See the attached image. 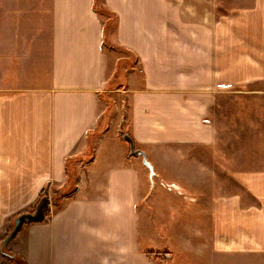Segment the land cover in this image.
Segmentation results:
<instances>
[{"label": "crops", "instance_id": "1", "mask_svg": "<svg viewBox=\"0 0 264 264\" xmlns=\"http://www.w3.org/2000/svg\"><path fill=\"white\" fill-rule=\"evenodd\" d=\"M46 25V79L0 55V264H264V0H49Z\"/></svg>", "mask_w": 264, "mask_h": 264}, {"label": "rangeland", "instance_id": "2", "mask_svg": "<svg viewBox=\"0 0 264 264\" xmlns=\"http://www.w3.org/2000/svg\"><path fill=\"white\" fill-rule=\"evenodd\" d=\"M98 11L104 22V43L109 45L108 34L113 28L114 16L102 7ZM48 17L49 0H0V55H7L3 59L12 66L8 71L10 83L37 84L46 79V71L33 72L35 63L47 49ZM107 103L109 109L111 99ZM8 261V264H23L19 258Z\"/></svg>", "mask_w": 264, "mask_h": 264}, {"label": "water", "instance_id": "3", "mask_svg": "<svg viewBox=\"0 0 264 264\" xmlns=\"http://www.w3.org/2000/svg\"><path fill=\"white\" fill-rule=\"evenodd\" d=\"M123 138L128 142L130 153L138 154L139 151L134 149L132 139L127 134H123ZM48 205V196L42 195L36 202L33 211L22 212L18 216H16V218L14 219L13 227L2 242V245L5 242L9 241L15 235V233L20 229L23 223L41 221L44 218V210L48 207Z\"/></svg>", "mask_w": 264, "mask_h": 264}, {"label": "trees", "instance_id": "4", "mask_svg": "<svg viewBox=\"0 0 264 264\" xmlns=\"http://www.w3.org/2000/svg\"><path fill=\"white\" fill-rule=\"evenodd\" d=\"M90 155H91V153H90ZM69 160H74V158H70V159H68V161ZM66 170H67V167H66ZM69 171V170H68ZM68 175H70V178L72 177V175L70 174V173H68ZM73 183V182H72ZM74 186H73V184H71L70 185V188L72 189ZM63 192V191H62Z\"/></svg>", "mask_w": 264, "mask_h": 264}]
</instances>
